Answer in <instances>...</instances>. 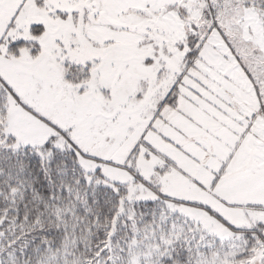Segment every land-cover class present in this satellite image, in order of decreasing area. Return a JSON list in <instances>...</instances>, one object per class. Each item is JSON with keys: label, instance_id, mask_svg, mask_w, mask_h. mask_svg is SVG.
<instances>
[{"label": "snow or ice", "instance_id": "1", "mask_svg": "<svg viewBox=\"0 0 264 264\" xmlns=\"http://www.w3.org/2000/svg\"><path fill=\"white\" fill-rule=\"evenodd\" d=\"M0 264H264V0H0Z\"/></svg>", "mask_w": 264, "mask_h": 264}]
</instances>
